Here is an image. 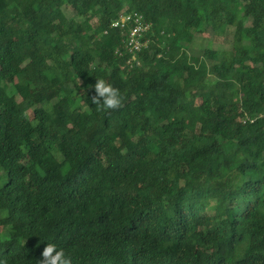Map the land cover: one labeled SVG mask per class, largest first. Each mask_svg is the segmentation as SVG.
<instances>
[{
    "label": "trees",
    "instance_id": "trees-1",
    "mask_svg": "<svg viewBox=\"0 0 264 264\" xmlns=\"http://www.w3.org/2000/svg\"><path fill=\"white\" fill-rule=\"evenodd\" d=\"M0 225V264H264V0H0Z\"/></svg>",
    "mask_w": 264,
    "mask_h": 264
},
{
    "label": "built area",
    "instance_id": "built-area-1",
    "mask_svg": "<svg viewBox=\"0 0 264 264\" xmlns=\"http://www.w3.org/2000/svg\"><path fill=\"white\" fill-rule=\"evenodd\" d=\"M111 27L120 29L125 34L123 49L130 54L129 64L131 66L135 63L140 65L138 54L151 42L148 34L152 30V23L140 12L124 10L113 20ZM117 52L122 54L121 49Z\"/></svg>",
    "mask_w": 264,
    "mask_h": 264
},
{
    "label": "clouds",
    "instance_id": "clouds-1",
    "mask_svg": "<svg viewBox=\"0 0 264 264\" xmlns=\"http://www.w3.org/2000/svg\"><path fill=\"white\" fill-rule=\"evenodd\" d=\"M91 87L94 88L91 100L97 106L98 111L119 110L122 107V96L118 88L107 83L104 79H96ZM37 264H73V261L63 249H58L56 244L49 242L44 247L41 259Z\"/></svg>",
    "mask_w": 264,
    "mask_h": 264
},
{
    "label": "rangeland",
    "instance_id": "rangeland-1",
    "mask_svg": "<svg viewBox=\"0 0 264 264\" xmlns=\"http://www.w3.org/2000/svg\"><path fill=\"white\" fill-rule=\"evenodd\" d=\"M207 39H210L212 41V45L215 48H229L231 46L232 42V35L231 33H228L226 35L220 36L216 35L211 29L208 30V32H205L204 34L198 35L195 39V43L193 45V49L191 52H195L196 54H201L205 57V47L207 45ZM19 102L21 106L23 107V110L25 113H27L28 117H32L33 111L32 109L19 97ZM8 227L0 225V236H6Z\"/></svg>",
    "mask_w": 264,
    "mask_h": 264
}]
</instances>
